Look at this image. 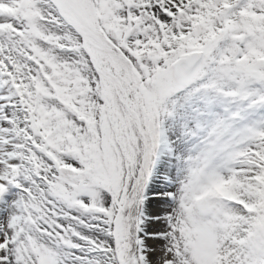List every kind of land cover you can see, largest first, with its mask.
I'll list each match as a JSON object with an SVG mask.
<instances>
[{
    "label": "snow or ice",
    "instance_id": "6c2138e0",
    "mask_svg": "<svg viewBox=\"0 0 264 264\" xmlns=\"http://www.w3.org/2000/svg\"><path fill=\"white\" fill-rule=\"evenodd\" d=\"M0 264H264V0H0Z\"/></svg>",
    "mask_w": 264,
    "mask_h": 264
}]
</instances>
